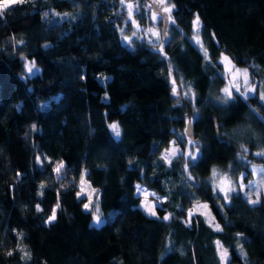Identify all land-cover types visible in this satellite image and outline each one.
<instances>
[{
	"label": "trees",
	"instance_id": "trees-1",
	"mask_svg": "<svg viewBox=\"0 0 264 264\" xmlns=\"http://www.w3.org/2000/svg\"><path fill=\"white\" fill-rule=\"evenodd\" d=\"M125 1L144 24V1ZM166 2L175 23L163 54L131 36L120 0H22L0 14V264H221L217 241L226 264H264V204L238 191L224 203L209 182L213 169L236 181L264 167V0ZM197 15L207 60L192 39ZM221 53L259 81L254 96L218 99ZM23 57L40 70L26 79ZM186 127L198 155L188 172L181 155L161 159L172 140L183 148ZM82 173L98 226L76 196ZM137 185L162 198L156 216L138 207ZM199 202L214 226L199 213L186 223Z\"/></svg>",
	"mask_w": 264,
	"mask_h": 264
},
{
	"label": "snow or ice",
	"instance_id": "snow-or-ice-1",
	"mask_svg": "<svg viewBox=\"0 0 264 264\" xmlns=\"http://www.w3.org/2000/svg\"><path fill=\"white\" fill-rule=\"evenodd\" d=\"M21 2H22V0H0V14H2L5 10H8L12 5H14L16 3H21ZM120 3L122 5V7L125 6V0H120ZM126 7L128 9V20L131 21V25L135 29V31H133L132 35H133V37H136L138 32L140 31V27H139V24L137 23V20L133 18L134 17V11H133L134 5L131 4V3H128L126 5ZM152 7H155L156 11L152 12L151 16L149 17L150 21L155 23L158 19H160V20H165L166 23L167 22H171L173 24L175 23V20L173 19L172 15H171L172 8L174 7V5L167 4L166 0H158V2H155L153 5H149V9H151ZM137 10H138V8H137ZM164 14H166V15H164ZM47 15H48V13H45V16H47ZM191 23H192L193 33H194L192 39H193V41H195L196 44L201 46V49L204 52V58L207 60L208 59V53H207L206 50L203 49V45H202L200 37H199V29H200L199 16L197 15L192 20ZM120 31H121V34L123 36L124 42L131 43L132 42V38L127 36V35H123L124 29H120ZM147 33H150L151 36H153V37H157L159 35L155 31L154 28H148L147 29ZM164 34L167 35V28H165ZM149 43L152 45L153 48H155L157 44L161 43V41L159 39H155V40H149ZM159 52H160V54H163V46L160 47ZM221 62H227V64L231 63V61L229 60V57L224 55L223 53H221ZM227 64H225L226 68H227ZM25 70H26V72L28 74H33L34 71L35 72H39L40 71L38 68H36V65H35L34 61L26 62L25 63ZM169 75L170 76L172 75L171 66L169 67ZM242 75L244 77V82H245V91L241 92L240 85L237 82H233L231 87L235 88L236 92H240L241 95H243L245 97V99H247V93L254 91V86H251V85L248 84V81H247V77H248L247 70H245L242 73ZM234 80H235V78H234ZM189 91H191V89H189ZM222 91L224 93V96L223 97H218V99L222 100V102H224V103H227L228 100L232 98V91H231V89L229 87H225L224 89H222ZM172 94L174 96L177 95V89L175 87V81L174 80H173ZM260 98H261V100H264V93H261V97ZM191 123H192L191 120L187 121V124L189 126L191 125ZM108 128L111 130V132L114 134V136L116 138L120 137V134H121L120 133V128H119V125L117 123H115V122L110 123L108 125ZM32 131L33 132L36 131L35 124L32 125ZM189 134H190V128L186 127L185 135L187 136ZM174 143L175 142H173V144ZM188 145L190 147H192V148H197V141L189 139L188 140ZM178 153L185 158L184 170H185V172H188L189 164L190 163L194 164L195 161L198 159V155H197L196 152H193V151L180 152V150L178 148L173 146V147L165 149L164 153L161 156V159H163L166 163H170L171 160L173 158H175ZM245 154H246V150H245ZM257 155L258 156H264V152L257 153ZM241 158H243V155L241 156ZM45 160H48V158L44 157L42 159L40 155H36L35 163H36V165L42 167ZM48 162L51 163V161H48ZM63 168H64V162L61 160V161L56 163L53 171L56 172L58 174V177H59V174L61 173ZM253 171L254 172L255 171H264V169L257 170L255 168H253ZM17 175L19 176V173ZM213 176L215 178V172L213 173ZM187 179L188 180H192L193 178L189 174ZM242 180H243V174L241 176V183H240V186H239L241 191H243L244 188H245V185L242 183ZM80 182H81L80 190L76 193V196H77L78 199H80L82 196L86 195L85 188L83 187V185L86 183L83 173L81 174ZM221 184L223 185V181H221ZM40 187L43 188L44 185L41 184ZM248 187L251 190V185H248ZM136 189H137L138 193H141V194H143L145 196V199L147 198L148 194L146 192H144V190L141 189L140 185H137ZM236 190H237L236 185L235 184H231L227 188H225L223 186L219 187L218 193L223 195L224 203H228L230 201V199H231V193L236 192ZM213 191H214V194H217V190L215 188L213 189ZM92 192L95 193L96 190L92 189ZM219 194H217V198H219ZM244 195L246 197H248V203L249 204L255 205L256 203L259 202V194H258V198L256 200H253L251 198L250 192H245ZM96 199H97V201L99 200L98 194L96 195ZM87 200H88V202L83 204V208L85 210H89L90 209V205H92V203H93V196L91 194H87ZM157 200L162 202V199L159 198V197H157ZM141 206H142L143 210L147 214H149L151 216H156L155 205L150 204V203H145V201L142 200L141 201ZM58 207H59V203L56 205V208H58ZM199 207L207 209L208 205L207 204L199 205ZM56 208H53L52 215L48 217V222H51L52 220H54L56 218ZM36 210L38 212L41 210L39 204L36 206ZM193 214H194L193 210H189V212H188V220L186 221V223L190 224ZM92 219L96 223H99L101 221V216L99 214V207L98 206L96 207L95 211H92ZM163 219L165 221H167L169 219V216L166 215V216L163 217ZM215 230H217V231L221 230L220 226L218 224L215 225ZM240 235L241 234L237 233L238 237ZM217 245H218V249L217 250H218V253H219V256H220V262H221V264H226V261H227V258H228V251H227V249H221L219 247V242L218 241H217ZM241 251H243V250L241 249ZM8 254L11 255V252H9Z\"/></svg>",
	"mask_w": 264,
	"mask_h": 264
},
{
	"label": "rangeland",
	"instance_id": "rangeland-1",
	"mask_svg": "<svg viewBox=\"0 0 264 264\" xmlns=\"http://www.w3.org/2000/svg\"><path fill=\"white\" fill-rule=\"evenodd\" d=\"M143 1H144V5H145V10L147 11V16L145 18L146 22L144 24L139 25L140 31L138 32L136 37H133V35H131V36L133 38H141V39L146 37L147 40L159 39L161 41L160 44H157L155 48H153L151 46L153 49L158 50V49H160L162 43L164 42V40L166 38V35L164 34L165 28H168V26L170 24H172V23L171 22H167L166 23L165 20H160V19H158L155 23L150 21L149 17L151 16L153 11H156V8L152 7L151 9H149V5H153L155 2H158V0H143ZM128 3L129 2L125 1V6H123V7H122V5L120 3V6H121L120 8H121V10L124 11V13L126 15L125 16V20H127V21H129L128 20V9L126 7V5ZM133 11H134V17L133 18L136 19L135 15L137 14L138 10H137V7L135 5H134ZM164 15H166V14H164ZM129 22L131 24V21H129ZM148 28H154L155 31L159 35L157 37L151 36L150 33H147V29ZM131 29H133V31H135V29L132 27V25H131ZM122 42L123 43H127V42H124L123 37H122ZM22 59H23L22 60L23 65H22L21 77L23 79H26V78H28L30 76H33L36 73H38V72L34 71L33 74H28L26 72V70H25V63L26 62H32L33 60L27 59L26 57H23ZM218 62L221 65L222 72H223V74L225 76V85H224V87L222 89H224L225 87H229L231 89V91H232V97L233 96H238V97H241V98H245L243 95H241L240 92H236L235 88H232L231 85H232L233 82L239 83L241 92H244L245 91V82H244V77H243L242 73L245 70H247V73H248V77H247L248 84L251 85V86H254V91L247 93V97H251V96L255 95L257 87H258V84H259V81H257L256 79H253L250 76V74L248 72V69L246 67L235 66L232 62L230 64H227V62H221V54L219 55ZM225 64H227V68L225 67ZM35 65H36V63H35ZM36 68H38L37 65H36ZM234 78H235V80H234ZM223 96H224V93H223V91H221V97H223ZM184 133H185V129H184ZM185 139L186 140L184 142L185 144H184L183 148H181L177 143L173 144V142H174L173 140L169 143L167 148H170V147L174 146V147L178 148L180 150V152L193 151V152L197 153V148H192V147H190L188 145V140L189 139L193 140L192 137L190 136V134H189V137H185ZM164 151L161 153V156L164 153ZM177 155H180V154L178 153ZM256 155L257 154H255V156ZM253 168H255L257 170L264 169V167L262 165H257V164H253V163L248 164V170H249V173H250V177L245 179V180H242V183L245 185V188H244L243 191H241L240 187H239L240 183H241V176H239L236 179V181H231L228 178L227 174H225V173H223L221 171L215 170V169H213L210 172V174H209V182H210V184L212 186V189L215 188L217 190V193H218L219 187L223 186V187L227 188L231 184H235L236 188H237L236 191H238L242 195V197L244 198V200L247 203H248V197H246L244 195L245 192H250L251 198L253 200H256L258 198V194H259V202H262L264 204V171H255L254 172ZM214 172H215V178L213 176ZM221 181H223V185L221 184ZM248 185H251V190L249 189ZM80 187H81V182H79V190H80ZM83 187L85 188V193H86V195L82 196L84 198V203L88 202L87 194H91L93 196V203H92V205H90L91 213H92V211H95L97 206L99 207V214L101 216V221L99 223H96V222L93 221V219L91 220V223H92L93 226H98L100 223L103 222V219H102V213L103 212H101L102 211L101 205L99 204V200L97 201V199H96V195L98 194V192L93 193L92 192V188H90L88 186L87 181L83 185ZM141 189L144 190V192H146L148 195H147V198L145 199V196L143 194H141V193H138L137 189L135 188L136 193L139 195L138 207L143 211V213L145 215L151 216V215L147 214L143 210V208L141 206V201L144 200L145 203H150V204H153V205H157L158 202H159L157 200V197H159V198H161V197L157 196L156 194H154L151 190L145 189L143 187H141ZM199 205H204V203L199 202L196 205H194L190 210H193L194 213L201 214L206 223H209L211 226H214L212 218L209 216L207 209L199 207ZM249 205H253V204H249ZM151 217H153V216H151Z\"/></svg>",
	"mask_w": 264,
	"mask_h": 264
},
{
	"label": "water",
	"instance_id": "water-1",
	"mask_svg": "<svg viewBox=\"0 0 264 264\" xmlns=\"http://www.w3.org/2000/svg\"><path fill=\"white\" fill-rule=\"evenodd\" d=\"M186 137H189V135H187Z\"/></svg>",
	"mask_w": 264,
	"mask_h": 264
}]
</instances>
